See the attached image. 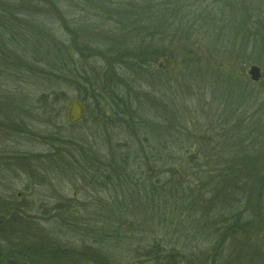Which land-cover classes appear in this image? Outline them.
<instances>
[{"label":"rangeland","instance_id":"1","mask_svg":"<svg viewBox=\"0 0 264 264\" xmlns=\"http://www.w3.org/2000/svg\"><path fill=\"white\" fill-rule=\"evenodd\" d=\"M204 1L192 14L190 2L181 4L175 31L160 32L162 40L152 43L146 39L148 54L158 49L162 53L151 64L145 59L131 67L107 60L115 51L106 55L93 40L86 41L85 33L58 32L54 24L53 42L37 63L28 55L20 59L27 71L0 69V157L16 156L12 163L4 158L0 193H14L18 204L45 206L38 225L45 235L56 233H40L25 247L27 264L75 263L66 259L67 250L92 247L89 226L100 227L107 209L125 218L108 236L109 251L119 264H146L140 255L154 239L163 240L166 249L174 246L190 264H264V184L252 189V196L242 189L251 177L242 172L249 162L252 175L264 177V22L256 12L261 5L252 0ZM180 3L171 7L181 9ZM129 14L115 13L114 18L122 15L126 20ZM97 15L65 10L62 17L69 24L76 17L79 27L93 31ZM114 18L109 28H115ZM159 25L146 23L145 33H157ZM136 33L125 26L113 32L129 50ZM60 44L73 54V63L64 60L62 69L43 65ZM251 66L260 70L258 82L250 80ZM105 84L115 93L128 92L132 113L126 124L118 121L126 116L124 109L108 107L105 95L98 94ZM95 94L102 99L97 102ZM71 102H78L84 112L74 126L66 122ZM155 148L161 154L154 158L151 175H139L137 165L130 171L134 156L144 160ZM126 151L132 158L126 174L133 175L134 186L123 190L137 194L124 198L117 182L104 190L95 170L116 168ZM167 156L178 174L165 171ZM222 166L234 171L219 175ZM229 184L235 189L229 190ZM59 204L69 205L78 217L65 214L68 218L61 220L50 210Z\"/></svg>","mask_w":264,"mask_h":264},{"label":"trees","instance_id":"2","mask_svg":"<svg viewBox=\"0 0 264 264\" xmlns=\"http://www.w3.org/2000/svg\"><path fill=\"white\" fill-rule=\"evenodd\" d=\"M164 1L2 0L0 2V69L6 71L8 70L7 67L13 66L16 68L18 67L19 71H27L28 68H23L24 66L20 64V59H25V56L28 55L32 63H37L39 59L38 56H40L41 51L48 46V43L53 42V35L50 33V27L52 28L54 24L56 25L55 29L58 32L63 30H75L78 33L80 32V34L81 32L85 33L84 35L87 36L85 38L86 41L89 39L93 40V42L91 41L90 43H95L97 48H102L107 51L106 55L107 53L113 54V51H115L114 57L111 55L108 59L106 58L107 60H111L112 62L117 61L125 64L126 66L131 65V67L141 65V60L145 59H147L145 62L148 61V63L151 64L153 60L162 57V53L161 49H158L160 51L157 52L155 50L148 54L147 50L149 49V46L144 45V43H146V39L148 38V43H152L154 40H162L160 39V32L175 31V22L178 21L177 17L183 10L181 4L184 6L185 2H190L188 8L191 13L189 14H192V12H194L192 9H194L198 3H201L200 0H169L167 3ZM252 2L261 5L260 8H257L256 12L261 14L259 17L263 20L262 22H264V0H252ZM177 3H180L181 9L179 7H171V5ZM65 10L71 11L72 15L73 12L80 15L84 12L91 13L92 15H97V13H99L97 16H94L95 19L93 21L98 23L95 24V27H93V31L83 30L79 27L80 23H76V17L73 18L74 20L71 24H69L70 22L67 23L64 21L62 15ZM123 12L124 16L126 12H129V18L126 20L123 18L122 20V15L119 16L121 17L120 19L114 18L115 13L122 14ZM130 15L133 16L131 17L132 20H130ZM113 18L116 23L114 24V29L113 27H108L111 22L113 23ZM248 19L247 21H253L251 18ZM243 20L245 21L246 19ZM150 21L159 23V27L157 26L158 28L156 27L157 29H155H159L161 31L158 30L157 33L147 31V33H145V30H147L146 27L149 26L145 25L146 23L149 24ZM124 26L132 32H138L134 34V40L132 39L133 42H135L133 43L134 47L132 50L126 49L125 46H123L125 44L119 43V40L114 38V30L117 28H119V30H123ZM77 27L82 30L79 31L76 29ZM72 55L73 54L68 52V50L60 44L56 50L54 49L49 52V56H53V59L50 58L49 61H44L43 65L48 67L57 65L58 68L62 69V65L65 64V61H71L73 63ZM53 61L56 62L53 63ZM29 70L36 72L34 69L32 70V68ZM41 73L44 75L50 74L47 71H42ZM69 73H73V70ZM126 84H128V82H125L124 87L127 86ZM102 88L103 91L98 90V94L103 93L105 95L104 100L108 107L116 108L120 106L124 109L126 116L123 118L118 115V121L126 124V121L128 122L127 115L129 116L132 113L131 104L128 100L129 97H126L128 96V92L123 93L119 90L115 93L107 86V84L103 85ZM94 93L97 92L94 91ZM99 96L96 94L94 95L97 102L103 97V95ZM54 100H57V98L54 97ZM97 105L99 107V103ZM98 111L100 112L99 109ZM131 119L133 121L134 117L132 116ZM134 133L136 134V132ZM144 142H148V140L144 139ZM113 152L111 153L112 157L114 156ZM130 154L129 151H126V153H121L118 157L117 166H120L119 171L116 170L117 166L115 168L114 163L113 167H109L108 165H105L102 168L96 167L95 173L98 175L99 179L102 180L101 187L104 188V190L107 189L108 185L114 188V183L117 182L120 184L119 194H121L124 198H126L129 194H132V196L137 194L135 190H133L134 192L132 193H130V191L123 190L133 185V175L126 174L128 171L127 166L132 160ZM160 154L161 149L155 148L149 154L150 156H148V154L145 156L144 160H142V158L138 159L137 156H134V169L130 167V171H135V165H137V173L139 175H151L154 172V158H160ZM251 157L257 159L258 155L253 152ZM4 158L8 159V161L12 163L16 156L9 155ZM4 158L0 157V168L4 167ZM164 162L165 163L162 166L166 167L165 171L169 173V175L178 174L176 165L173 167V158L167 156L166 161ZM247 165H249V168H243L242 172L244 175L246 174L251 177H246L245 182L247 186L243 185L244 187L242 189L243 192L248 191V196H252L253 193L250 191L259 187L261 183L264 184V177H261V175H259V177L252 175L251 170H253V163L251 164L249 162ZM5 169L6 171H9V167ZM232 169L233 168L231 167L225 169L222 166L218 173L221 172L219 175H225L227 171ZM123 172L125 175L122 174ZM109 173L111 175L114 173V175L111 176ZM137 173H134V175H138ZM209 173H211V171ZM8 176L10 175H7V177ZM7 177H3V179H6ZM9 184L11 186L13 183L10 182ZM235 184L238 183L236 182ZM235 184H229L228 189H235ZM106 191L109 190L107 189ZM115 192L117 191L115 190ZM31 206L32 205H28V203L24 201L18 204L16 201V195L12 192H8L5 195L0 193V262L3 264H27L26 261H28L29 257L27 256L28 250L25 249V247L32 246L33 239H36L40 233L41 235L43 234V231H41L42 228L39 227L38 223H40L39 221L46 215L44 210L45 206L40 205V208H34ZM68 206L69 205L66 206V204L65 206L59 204L50 210L55 213L57 212L61 220L63 217L65 219L68 218L66 215L72 216V218L76 219L78 217L76 215L77 212L73 211L72 208ZM105 212L107 214H102V225H100V227L89 226V230H91L92 235L89 231L87 234L92 239V247L82 244L80 248L71 247L68 249L69 251L67 250L69 256H67L66 259L69 258L72 262H75L69 264H119V261L117 260L118 256H114V254L109 251L110 246L108 245V236L114 234L117 228L120 229V226L117 225V223L123 221L125 218H122L124 216L122 212L117 214L115 213V210L112 209L110 211L107 209ZM48 220H50V218H48L47 221ZM53 220L57 222L58 219ZM64 224L67 225L66 223ZM105 227H110V230L105 229ZM230 230L231 227L228 231ZM45 233L46 235L43 234L45 236H55L56 234H49L48 232ZM82 241L85 242L84 239H82ZM11 243L15 245L14 249ZM162 244L163 246H161ZM165 245L166 244L163 240L158 241L154 239L152 243L143 247L145 249L140 256L144 259L146 264H190L187 263L188 261H182V257H179L174 246L166 249ZM58 252L59 249L56 250L55 254H58ZM99 256L101 258L98 259Z\"/></svg>","mask_w":264,"mask_h":264},{"label":"water","instance_id":"3","mask_svg":"<svg viewBox=\"0 0 264 264\" xmlns=\"http://www.w3.org/2000/svg\"><path fill=\"white\" fill-rule=\"evenodd\" d=\"M248 75L250 80L253 82H258L261 78L259 68L251 66ZM83 108L78 102H71L66 113V122L70 126H74L81 122L83 119Z\"/></svg>","mask_w":264,"mask_h":264}]
</instances>
